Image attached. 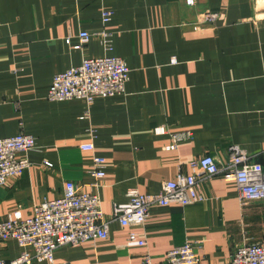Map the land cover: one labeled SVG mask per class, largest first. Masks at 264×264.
<instances>
[{
    "label": "crops",
    "instance_id": "obj_1",
    "mask_svg": "<svg viewBox=\"0 0 264 264\" xmlns=\"http://www.w3.org/2000/svg\"><path fill=\"white\" fill-rule=\"evenodd\" d=\"M206 11L214 21L202 19ZM80 32L90 37L76 48ZM97 32L110 34L111 50ZM104 55L127 63L124 93L89 107L47 98L55 74ZM158 126L165 133L156 134ZM19 133L36 147L26 153L30 166L0 185V218L29 217L36 204L62 196L68 180L91 191L92 154L105 158V214L127 202L130 189L156 193L178 172L191 173L195 157L224 164L232 144L264 165V0H0V138ZM84 142L93 153L79 148ZM199 187L204 202L152 206L143 226L114 221L107 238L62 246L54 260L141 264L148 255L160 264L191 242L202 264H230L236 245L264 240V195L241 204L236 184L218 176ZM130 231L146 244L126 245ZM22 250L7 240L0 258Z\"/></svg>",
    "mask_w": 264,
    "mask_h": 264
},
{
    "label": "built area",
    "instance_id": "obj_2",
    "mask_svg": "<svg viewBox=\"0 0 264 264\" xmlns=\"http://www.w3.org/2000/svg\"><path fill=\"white\" fill-rule=\"evenodd\" d=\"M109 16L108 11L102 13L104 21ZM215 18L216 14L211 11H206L202 16L208 22ZM95 36L107 50L112 49L109 33L97 32ZM89 37L88 33L80 32V43L75 47H82ZM69 39L68 37L67 42ZM128 79L129 67L119 56L84 58L79 65L53 76L47 98L50 101L80 99L89 107L97 97L124 93ZM154 131L156 134L165 133L163 126L156 127ZM187 136H190L189 132L173 135L176 139ZM35 147V138L30 134L19 133L0 138V185L9 178L20 175L30 166L26 153ZM79 148L92 153L94 150L92 142H84ZM104 163V157L92 154L89 174L94 180L90 184L91 191L84 190L83 185L78 182L68 180L62 196L36 204L29 217L21 218L20 213L15 212L0 218V244L15 240L19 247L24 248L9 262L0 258V264H34L41 261L68 264L54 260V252L58 248L107 238L109 225L114 221L123 226H143L149 216V208L155 205L186 206L204 202L206 198L199 191V186L201 182L216 176L236 184L241 204L264 195V165L239 145L232 144L228 147V158L224 164H218L215 157L209 154L195 157L188 162L191 173L178 172L174 178L163 182L160 191L156 193L143 194L137 189H130L128 201L115 204L113 211L105 214L98 195V188L105 175ZM145 244V238L136 231L128 233L126 245ZM26 247H30L32 251H26ZM141 264L157 263L146 255ZM160 264H202V259L195 252L194 245L186 242L168 250ZM230 264H264V240L247 242L245 239L236 245L230 256Z\"/></svg>",
    "mask_w": 264,
    "mask_h": 264
}]
</instances>
